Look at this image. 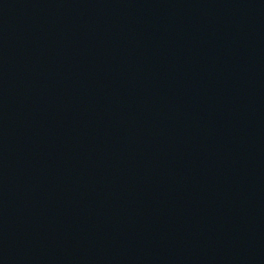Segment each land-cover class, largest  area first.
<instances>
[{
	"label": "water",
	"instance_id": "obj_1",
	"mask_svg": "<svg viewBox=\"0 0 264 264\" xmlns=\"http://www.w3.org/2000/svg\"><path fill=\"white\" fill-rule=\"evenodd\" d=\"M0 264H264V0H0Z\"/></svg>",
	"mask_w": 264,
	"mask_h": 264
}]
</instances>
